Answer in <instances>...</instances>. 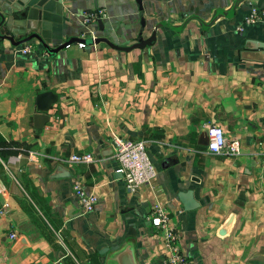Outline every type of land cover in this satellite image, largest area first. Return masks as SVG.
<instances>
[{"label": "crops", "instance_id": "crops-1", "mask_svg": "<svg viewBox=\"0 0 264 264\" xmlns=\"http://www.w3.org/2000/svg\"><path fill=\"white\" fill-rule=\"evenodd\" d=\"M232 1L141 0V15L135 0H56L45 27L38 22L47 46L14 44L27 35L17 33L21 19L11 20L13 41L0 25V264H105L100 251L129 240L136 264H162L156 204L191 264H264V23L242 25L250 3L264 0H245L205 30L196 20L179 32L162 25L144 48L73 41L48 50L100 34L84 10L100 9L112 41L131 45L140 30L147 38L160 22L208 20ZM44 92L57 100L35 119ZM207 123L238 139L239 153L210 154ZM113 135L145 142L151 186L126 191ZM83 152L93 161L70 159ZM74 182L97 196L92 211L81 210ZM189 190L197 206L185 209L179 194Z\"/></svg>", "mask_w": 264, "mask_h": 264}, {"label": "built area", "instance_id": "built-area-1", "mask_svg": "<svg viewBox=\"0 0 264 264\" xmlns=\"http://www.w3.org/2000/svg\"><path fill=\"white\" fill-rule=\"evenodd\" d=\"M250 5V11L244 15L242 25L264 23V8L259 9L255 3H250ZM98 14L104 15L100 9L95 11L84 10L81 14L84 25L94 22ZM242 25L238 27L240 30L243 29ZM81 38L85 40L93 38V36L84 34ZM75 43L80 48H84L86 45L84 41ZM32 50L33 46L26 44L21 51L22 53H30ZM204 129H206L208 137L206 148L210 154L236 155L239 153V140L227 139L223 129L218 124L207 123ZM112 141L118 162L117 171L123 177L126 191L132 193L142 187L151 186L156 176V166L148 154L145 142L123 139L119 135H113ZM70 159L74 162L88 163L92 162L94 157L89 152H83L71 155ZM73 191L78 197V203L83 212H90L94 209L98 200L96 195L85 191L79 182L73 183ZM150 222L152 227L161 233L167 250V256L162 264H191L190 260L180 252L178 233L175 226L170 223L163 207L154 205L150 212ZM9 237L14 238L15 234L10 233Z\"/></svg>", "mask_w": 264, "mask_h": 264}, {"label": "water", "instance_id": "water-1", "mask_svg": "<svg viewBox=\"0 0 264 264\" xmlns=\"http://www.w3.org/2000/svg\"><path fill=\"white\" fill-rule=\"evenodd\" d=\"M32 2L28 5V10H26L25 5H20L17 7V2H13V0H5L4 4L0 5V25H2L7 32L2 37L8 38L11 41H13V36L11 34H14L15 31L11 29L10 23L13 18L21 19L22 21H17L16 23H19L21 28L22 26L24 29H19L20 31L17 32L20 35L27 34L26 37L22 38L21 40H18L14 42V44H22L32 38L38 39L40 42H42L45 46H47L43 38V34H41V31H38V22L41 20L42 28L45 27V22H43L44 19H46L47 15H51L53 12V4H55L59 7V4L56 3V0H26V2ZM138 5V10L140 11L142 15V2L141 0H135ZM245 0H233L231 5L227 9H215L212 13L210 19L204 20L200 18L197 15H191L187 17L184 21H182L180 24H171L168 21L157 23L154 26V29L151 33V35L147 38H144L142 35V30L139 31L136 41L132 43L131 45H125V44H117L115 41L113 42L111 33H107L105 30V27L108 25V22L106 21L105 14H98L95 24L98 27V30L100 31V34L93 36V38L85 39L82 38H73L68 41H65L64 43L52 48L48 49L49 52H57L58 50L66 47L68 44L72 43L73 41H84L85 44H93V43H99L104 42L107 45H109L112 48L123 50V51H129L134 48H144L146 45H150L155 40L156 35V29L159 28L162 25H167L174 29L175 31L179 32L182 30V28L190 21V20H196L202 29H206L213 25L217 20L219 19H230L234 16V13L236 9L244 2ZM14 3V4H13ZM17 4V5H16ZM54 14L56 11L53 12ZM58 13V10H57ZM141 27L143 28L145 26V20L144 17L141 16L140 19ZM107 29V27H106ZM40 30V29H39ZM57 100V95L53 94L52 92H44L38 95L37 98V105H38V111L40 113H37L35 115V119H41L45 120L48 118V115H46L48 109L50 108L51 104L54 103ZM205 135V142H208L207 137V131L204 130ZM204 143V142H203ZM180 200L184 206L185 209H192L197 206V203L193 200L192 191H186L179 194ZM100 253H106L105 257V264H120L121 260L120 258L122 255L124 256V264H136L135 262V251H134V244L132 241H126L123 245H112L109 247H104Z\"/></svg>", "mask_w": 264, "mask_h": 264}, {"label": "rangeland", "instance_id": "rangeland-1", "mask_svg": "<svg viewBox=\"0 0 264 264\" xmlns=\"http://www.w3.org/2000/svg\"><path fill=\"white\" fill-rule=\"evenodd\" d=\"M87 39H89V38H87Z\"/></svg>", "mask_w": 264, "mask_h": 264}]
</instances>
